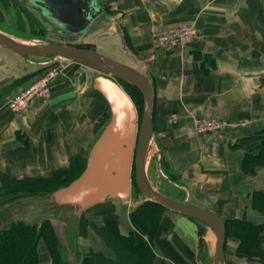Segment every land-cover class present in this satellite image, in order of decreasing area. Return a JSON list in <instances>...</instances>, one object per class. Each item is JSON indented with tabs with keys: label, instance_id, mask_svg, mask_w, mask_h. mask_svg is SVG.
<instances>
[{
	"label": "crops",
	"instance_id": "1",
	"mask_svg": "<svg viewBox=\"0 0 264 264\" xmlns=\"http://www.w3.org/2000/svg\"><path fill=\"white\" fill-rule=\"evenodd\" d=\"M10 1L0 0L2 33L5 21L24 16L23 1ZM98 4L103 13L97 30L106 28L101 31L118 44L110 57L134 66L154 83L153 128L161 145L159 160L179 178L166 186L169 194H165L211 210L231 226L244 218L263 225L264 167L251 158L248 146L256 138L246 131L202 132L199 122L250 118L253 131L264 127V0H98ZM31 5L37 17L40 13L50 19ZM181 24L195 29L193 42L175 51L160 49L156 34ZM24 63L23 56L0 45V180L51 178L71 159L86 161L112 117L110 110L104 126L95 127L109 107L93 86L98 72L75 61L53 82L50 100L36 102L25 114L13 111L9 97L34 72L24 70ZM91 70L96 74L89 79ZM25 130L32 141L27 148ZM106 202L84 211L76 228L84 213ZM6 208L0 204V215ZM40 211L32 206L16 220L38 222ZM53 215L49 211L48 216ZM10 223L0 220V232ZM200 223L204 222L167 210L156 247L163 264H200ZM228 244L226 238V258L232 264ZM39 249L41 264H52L43 240ZM106 258L115 260L111 252ZM73 259L80 257L76 254ZM234 261L255 263L244 257Z\"/></svg>",
	"mask_w": 264,
	"mask_h": 264
},
{
	"label": "rangeland",
	"instance_id": "2",
	"mask_svg": "<svg viewBox=\"0 0 264 264\" xmlns=\"http://www.w3.org/2000/svg\"><path fill=\"white\" fill-rule=\"evenodd\" d=\"M22 1L21 10L24 16L20 19L12 18L11 20L5 21L4 28L1 29L4 31L3 33L36 44L49 42L68 43L66 39H61L57 32V26L52 20L39 16L40 13H37L39 14L37 17L30 1ZM10 2H12V0ZM103 29L106 30V28H101V30ZM101 30H95L96 32L83 34L78 39L72 41L71 44L77 46L84 45L83 47H86L87 45L88 48L96 49L108 56H112L113 53L116 52L118 44L111 39L109 35H101L106 32ZM23 60H25L23 69L34 71L31 73L33 76L24 83L23 88L20 91L12 94L9 97V100L13 96L23 93L28 87L40 79L45 78L46 76L54 77L50 82L51 93L48 98L45 99L35 96L29 101L27 107L17 111L14 110L9 103L13 111L20 112L21 114H25L32 109L36 102H47L52 98L53 82L58 76L66 71L68 64L71 63V61L65 60L61 56H46L42 58L23 57ZM89 72V79H91V77L96 74V71L91 70ZM120 83L133 97L139 109L141 123L146 96L134 84L124 80H120ZM108 111L106 110L102 122L100 124L97 122L95 127L100 128L101 125L104 126L105 122L109 120L110 108H108ZM213 119H219L227 123L224 129L220 132L214 133L223 134L228 131H246L249 132L248 135L253 134L254 138H256V141L253 140L254 144L252 143V145H248L250 147L249 149H251L252 152L264 149V127L261 130L253 131L251 127L253 124L252 119ZM30 135L31 134L26 130L22 132V138L24 140L23 147L25 148L29 147V144L32 145ZM152 142L153 146L146 159L147 176L150 185L158 192L165 194L168 193V187L166 186L173 181L179 180V178L173 174L170 175L165 168L164 163L161 162V158L159 160V155H161V145L158 143L156 135ZM84 162L85 160L83 158L71 159L67 167L59 169L51 178L41 179L36 177L25 178L17 176L15 178L0 180V204L2 207H7V211L1 213L3 215H0V220H5L7 223H10L18 217L23 216L24 210H28V208L35 206L39 211L41 210L39 212V217L41 218L39 219L44 220L49 218L55 228V223L59 221L57 223H59L60 226L61 236L58 234L59 239L57 238L56 244L52 242L49 244L44 238H41L39 241L34 242L35 246L31 252H29L28 248L24 247L22 255L30 254L31 259H34L35 261L34 263L32 262V264H41V250L39 249V246L43 240L52 264H131V259L134 261H132V264H163L156 252V247L161 238L165 213L170 209L151 203V200L147 199L140 192L136 182L135 168L133 169V192L131 200L117 203H113L112 200H107L104 205L87 211L83 215V221L80 227L75 229L71 240L69 241L66 239V226L69 224V220L74 219L75 211L72 206L61 207L57 204L50 203L48 199L57 189L72 182V180L82 171ZM261 165L264 167V159L261 161ZM57 207L61 208V210L54 213V210H58ZM260 209L264 212V203L261 205ZM49 211L54 215L51 217L48 216ZM53 217L56 220L57 218L59 220L55 222ZM100 218H102V221ZM41 220H38V222L35 223L41 224L43 221ZM242 220L248 221L246 218ZM113 223L118 226V229L116 227L117 231H114L115 227L113 226ZM250 223L257 225L256 228L248 230L246 227H242L240 230H237L236 226H231V223L229 222L228 224L227 221L228 233L226 238L227 241L229 240L228 245L232 246V249H229L227 245L226 250H229L228 255L232 264H238L234 261L236 260V257L249 258L255 262H253L254 264H264V224L261 225L255 222ZM200 225V264H216L215 251L217 236L209 225L204 223H200ZM44 230L46 237L49 236L48 240L52 241L53 237L50 232L49 223L46 222ZM119 233L126 236L130 235L131 243L128 244L125 240H123L124 242L122 243V238L118 240L116 237ZM97 240H100L101 244L98 243ZM136 241L139 244V252H142L140 259L136 257L138 258V262L136 258H134V254L133 257L132 255L130 256L131 259L125 257V254L128 253V251H133L132 244ZM234 241H236V245L233 243ZM26 246H30V243H27ZM125 248H127V250H125ZM109 252L115 256V260H112L114 263L106 261V255L109 254ZM76 254L80 257L78 261L73 259V256Z\"/></svg>",
	"mask_w": 264,
	"mask_h": 264
},
{
	"label": "water",
	"instance_id": "3",
	"mask_svg": "<svg viewBox=\"0 0 264 264\" xmlns=\"http://www.w3.org/2000/svg\"><path fill=\"white\" fill-rule=\"evenodd\" d=\"M41 8L57 26L62 40L72 42L85 32L98 27L103 13L98 0H30ZM101 35H106L102 33ZM0 45L21 56L42 58L61 56L97 69L94 88L107 100L112 117L94 143L84 171L69 184L57 189L48 201L58 206H72L77 218L107 200L129 201L133 192V169L140 192L162 206L201 220L217 236L216 264H229L224 245L225 220L211 210L164 195L149 183L146 159L154 139L153 115L155 87L147 74L132 68L99 50L71 43L49 42L25 44L19 39L0 32ZM119 79L137 86L146 96L143 118L139 130V114L135 102L119 83Z\"/></svg>",
	"mask_w": 264,
	"mask_h": 264
},
{
	"label": "trees",
	"instance_id": "4",
	"mask_svg": "<svg viewBox=\"0 0 264 264\" xmlns=\"http://www.w3.org/2000/svg\"><path fill=\"white\" fill-rule=\"evenodd\" d=\"M79 46L83 47L84 45H79ZM86 47H87V45H86ZM98 94L101 97V99L107 104V106L110 108L105 97L100 92H98ZM250 156L252 159L256 160L257 162H261L264 159V149L263 150H256ZM86 165H87V160L84 162L82 171L73 180H75L84 171ZM150 202L158 204L159 206H162L161 204L156 203L154 201H150ZM57 209L58 210H55L54 213H57L61 210V208H58V207H57ZM80 219L81 218H77V216L75 214L74 219L69 220V224H67V226H66V235H67L66 239H68L69 241L73 237V234H74L75 229H76V225L79 223ZM46 222L49 223V226H50V232H51V235L53 237L52 241L48 240L49 236L46 237V235L44 234V232H45L44 225L46 224ZM111 222H114V221H111ZM225 224H226V229H227V231H226V236H227V233H228L227 222H225ZM113 226L115 227L114 231H117L118 226H116L114 223H113ZM235 226H236L237 230H240V228H242V227H246L248 230H252V229L256 228L257 225L252 224L249 221L239 220V221H235ZM116 227H117V229H116ZM41 238H44L46 240V242H49V244L51 242L56 244L57 238L59 239L57 229L52 224V222L50 221L49 218L44 219L41 222V224L29 223L25 220H16L14 222H11L0 232V264H32V262L34 263L35 261H34V259L33 260L31 259L30 254H25V255L23 254L22 255V252H24L23 248L26 247L29 249V252H31L35 246L34 242L39 241V239H41ZM116 238L118 240L120 238H122L121 239L122 243L124 242L123 240L128 242V244L131 243V236L130 235L126 236V235L119 233V234H117ZM27 243H30V246H26ZM132 245H133V248H132L133 251L132 250L128 251V253L125 254V257H128V259H131L130 256L132 255V257H133V254H134L135 255L134 258L138 257L140 259L142 256V252H139V250H140V249H138L139 244L136 241ZM125 250H127V248H125ZM20 258L21 259L23 258L22 261ZM138 258H136L137 262H138ZM106 261L111 262V263L113 262L109 258H106ZM132 261L133 260L131 259V264H132ZM151 264H153V263H151Z\"/></svg>",
	"mask_w": 264,
	"mask_h": 264
},
{
	"label": "built area",
	"instance_id": "5",
	"mask_svg": "<svg viewBox=\"0 0 264 264\" xmlns=\"http://www.w3.org/2000/svg\"><path fill=\"white\" fill-rule=\"evenodd\" d=\"M196 37V31L193 27L185 24L170 27L155 36L156 44L163 50H178L191 44ZM156 55L153 54L151 60L154 61ZM54 76H46L39 81L33 83L23 93L13 96L9 103L14 110H21L27 107L29 101L35 96L42 98L49 97L50 82ZM224 121L219 119H207L199 122V129L202 132H220L226 127Z\"/></svg>",
	"mask_w": 264,
	"mask_h": 264
},
{
	"label": "bare ground",
	"instance_id": "6",
	"mask_svg": "<svg viewBox=\"0 0 264 264\" xmlns=\"http://www.w3.org/2000/svg\"><path fill=\"white\" fill-rule=\"evenodd\" d=\"M99 20H100V18H99ZM98 29V28H97ZM96 29V30H97ZM95 31V30H94ZM93 32V31H92ZM86 33H88V32H85V34ZM89 33H91V32H89ZM16 39H18V38H16ZM19 41L20 42H23V43H25V44H36V43H34V42H30V41H24V40H20L19 39ZM68 43H71V42H68ZM77 46V45H76ZM79 46V45H78ZM106 55V54H105ZM49 56H51V55H49ZM108 56V55H107ZM23 57H28V56H23ZM64 58V57H63ZM64 59H66V58H64ZM66 60H70V59H66ZM71 61H74V60H71ZM120 61V60H119ZM75 62H77V61H75ZM122 62V61H121ZM78 63H80V62H78ZM124 63V62H123ZM82 64V63H81ZM125 64H127V63H125ZM85 65V64H84ZM129 65V64H128ZM86 66H88V65H86ZM132 68H135L134 66H132V65H130ZM90 67V66H89ZM92 68V67H91ZM93 69H95V68H93ZM136 70H138L137 68H135ZM97 72H98V74H100V72L97 70V69H95ZM138 71H140V70H138ZM140 72H142V71H140ZM149 77V76H148ZM150 78V77H149ZM151 79V78H150ZM120 80H122V79H119V83H120ZM151 81H152V79H151ZM153 82V81H152ZM121 84V83H120ZM154 84V83H153ZM122 85V84H121ZM123 86V85H122ZM130 95V94H129ZM131 96V95H130ZM48 98V97H47ZM46 99V98H45ZM133 99V98H132ZM134 101V100H133ZM135 102V101H134ZM135 105H136V103H135ZM155 106V105H154ZM136 107H137V105H136ZM137 110H138V114H139V109H138V107H137ZM112 112V111H111ZM153 120H154V115H153ZM140 125H141V123H140V117H139V130H140ZM155 135V134H154ZM152 143L153 142H151V144H150V147H149V151H150V149H151V146H152ZM149 151H148V154H149ZM147 154V157L149 156ZM88 160V159H87ZM162 193V192H161ZM162 194H164V193H162ZM164 195H167V194H164ZM167 196H170V195H167ZM170 197H172V196H170ZM172 198H174V197H172ZM176 199V198H175ZM226 225V224H225ZM228 261V260H227ZM229 263V262H228Z\"/></svg>",
	"mask_w": 264,
	"mask_h": 264
},
{
	"label": "flooded vegetation",
	"instance_id": "7",
	"mask_svg": "<svg viewBox=\"0 0 264 264\" xmlns=\"http://www.w3.org/2000/svg\"><path fill=\"white\" fill-rule=\"evenodd\" d=\"M101 24H102V19H100V20L97 22V25H96V26L100 28Z\"/></svg>",
	"mask_w": 264,
	"mask_h": 264
}]
</instances>
